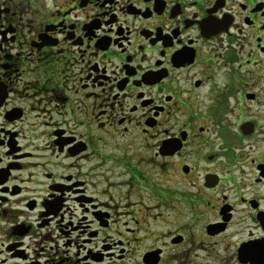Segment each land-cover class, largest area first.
I'll return each instance as SVG.
<instances>
[{"label":"flooded vegetation","instance_id":"obj_1","mask_svg":"<svg viewBox=\"0 0 264 264\" xmlns=\"http://www.w3.org/2000/svg\"><path fill=\"white\" fill-rule=\"evenodd\" d=\"M263 93L264 0H0V215L49 264H264V149L230 143Z\"/></svg>","mask_w":264,"mask_h":264},{"label":"rangeland","instance_id":"obj_2","mask_svg":"<svg viewBox=\"0 0 264 264\" xmlns=\"http://www.w3.org/2000/svg\"><path fill=\"white\" fill-rule=\"evenodd\" d=\"M262 97V99L264 100V93ZM246 112L247 115L253 114L255 110H253L252 108L247 110ZM259 125L260 127L258 128V133L255 140H249L251 139L250 137H247V140H243V138L235 140V138H233L232 133L230 143L233 145H239L240 147L245 145V151H247L248 153H253L254 150L258 149H264V122H259ZM251 141L253 142L252 146L250 145ZM255 142L256 144H254ZM231 144L230 146H232ZM27 197H30V195L27 194ZM18 203L19 204L13 203L6 205V214L3 218L0 215V264H49V262L51 263L52 260L60 256V254H57L58 257L56 256V247L58 245L60 246V244L64 245L63 242L57 245V243L55 242V240L57 241V238L51 235L53 233L52 228L48 226L49 229L41 231L38 225H36L40 221L38 220V217L34 216L35 214H32L31 212L25 210L26 207L24 202ZM21 210H23V212H21ZM22 215H24L25 218H22L21 221H24L22 223H26V225L24 224L25 226L23 227L32 225V230H30L28 235L24 237L17 236L12 233L14 226H16L17 224H20L19 226H22V223H20L21 221H19L18 223L16 219L18 216ZM67 216L69 218L70 216H72V213L68 212ZM40 223L43 224L42 221H40ZM39 230L41 231V234H48V236H51L42 238L37 235ZM37 237H39L38 241H40V243L34 245L33 242L36 240ZM22 251L25 258L18 257ZM60 253H63L62 255L65 256L73 257V255L71 254L75 253V250L68 254L65 253V251L62 249ZM106 253V250H104V254ZM94 263H98V261ZM112 263H114V261H112L111 257L107 256L106 254V256H104L102 264Z\"/></svg>","mask_w":264,"mask_h":264}]
</instances>
